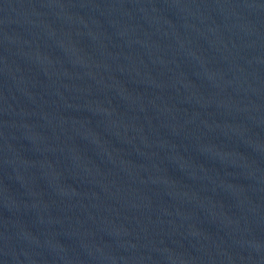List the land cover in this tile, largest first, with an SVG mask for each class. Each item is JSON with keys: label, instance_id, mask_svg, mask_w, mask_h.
Listing matches in <instances>:
<instances>
[{"label": "water", "instance_id": "obj_1", "mask_svg": "<svg viewBox=\"0 0 264 264\" xmlns=\"http://www.w3.org/2000/svg\"><path fill=\"white\" fill-rule=\"evenodd\" d=\"M0 264H264V0H0Z\"/></svg>", "mask_w": 264, "mask_h": 264}]
</instances>
